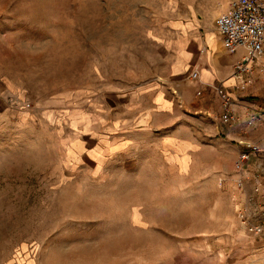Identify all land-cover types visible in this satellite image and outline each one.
Wrapping results in <instances>:
<instances>
[{"label":"rangeland","instance_id":"rangeland-1","mask_svg":"<svg viewBox=\"0 0 264 264\" xmlns=\"http://www.w3.org/2000/svg\"><path fill=\"white\" fill-rule=\"evenodd\" d=\"M229 2L0 0V264H264L236 212L264 176L235 192L203 94L133 124L155 94L181 96L173 68ZM172 134L199 144L182 170L160 151Z\"/></svg>","mask_w":264,"mask_h":264},{"label":"crops","instance_id":"crops-1","mask_svg":"<svg viewBox=\"0 0 264 264\" xmlns=\"http://www.w3.org/2000/svg\"><path fill=\"white\" fill-rule=\"evenodd\" d=\"M223 8L224 6L221 7L219 12H216L217 16L225 13L228 6H226V10ZM211 30L212 29H208L198 41H193L196 53L194 56H191L190 61L186 62L188 66L183 65V67L179 69V65H177L173 68V75L177 72L175 77L178 78V81L175 82H180V80H183V77L187 79L184 81V88H180V90L183 91L181 96L178 95L176 91H172V94H162L161 92L155 94L154 98L150 99L149 105L145 107L137 106L139 109L137 108V111H135L133 124L135 125L140 118L148 120L151 115L167 114L180 117V109L183 108L185 103L187 105L190 102V95L187 92V88L193 85L198 89L195 92V96H197L198 91H200V96L203 94L198 109L199 112L207 115L211 123V134H214L215 131L216 134L219 133L225 136L213 140L212 145L214 148L212 151L214 152L215 147L222 146L225 152L232 153L233 156L235 155V161L239 152L242 150V147L238 145L239 142L257 144L261 148L262 153L257 157H250L246 164V170L251 175L257 174L259 176H264V130L259 129L254 132H242L237 128L228 129L222 126L217 120L221 111L220 101L213 92L214 86L222 85L226 92L234 99L246 100L248 98H245V96L251 95L257 99L254 101L264 104V75L259 72L260 68L264 66V56L258 61L257 65L259 66L250 77V85H243L241 84V79L234 78L232 75L233 65L243 56V51L239 50L234 54L227 53L223 48L221 37L218 33L213 34ZM189 43L187 45H189ZM201 45L205 53L200 56L198 51ZM187 55H190V53ZM194 70L198 72V79L193 83L189 81L188 78ZM174 80L175 78H172L171 82ZM197 83L198 85L196 86ZM164 129H168V127ZM232 140L238 143L237 145L239 148L235 147V149H233L230 147V142ZM160 151L174 156L175 158L171 160L172 163L182 170L192 164L194 156L200 151V148L197 141L195 142L190 138H183L172 134L167 135L166 138H161Z\"/></svg>","mask_w":264,"mask_h":264},{"label":"built area","instance_id":"built-area-1","mask_svg":"<svg viewBox=\"0 0 264 264\" xmlns=\"http://www.w3.org/2000/svg\"><path fill=\"white\" fill-rule=\"evenodd\" d=\"M214 27L222 39L224 50L234 54L239 50L243 56L233 65L232 75L241 79V84L250 85L251 75L264 56V4L261 0H230L228 9L214 21ZM264 75V66L259 71ZM192 80L198 79L194 70L190 75ZM220 101L221 111L218 122L228 129H239L242 132L264 130V104L250 99H234L222 85L213 87ZM200 91L197 92V96ZM242 150L239 152L232 167L238 177L235 178V192L244 191V181L248 174L246 164L250 157L262 153L257 144L239 142ZM237 217L246 234L257 237L264 234V181H252L250 204L242 200L236 207Z\"/></svg>","mask_w":264,"mask_h":264},{"label":"bare ground","instance_id":"bare-ground-1","mask_svg":"<svg viewBox=\"0 0 264 264\" xmlns=\"http://www.w3.org/2000/svg\"><path fill=\"white\" fill-rule=\"evenodd\" d=\"M218 33V32H217Z\"/></svg>","mask_w":264,"mask_h":264}]
</instances>
